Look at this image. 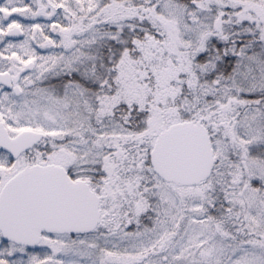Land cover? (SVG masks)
I'll return each mask as SVG.
<instances>
[{
  "label": "snow or ice",
  "instance_id": "snow-or-ice-1",
  "mask_svg": "<svg viewBox=\"0 0 264 264\" xmlns=\"http://www.w3.org/2000/svg\"><path fill=\"white\" fill-rule=\"evenodd\" d=\"M0 264H264V0L0 2Z\"/></svg>",
  "mask_w": 264,
  "mask_h": 264
},
{
  "label": "flooded vegetation",
  "instance_id": "flooded-vegetation-1",
  "mask_svg": "<svg viewBox=\"0 0 264 264\" xmlns=\"http://www.w3.org/2000/svg\"><path fill=\"white\" fill-rule=\"evenodd\" d=\"M0 2H3V0H0ZM42 53L46 52L47 50H40Z\"/></svg>",
  "mask_w": 264,
  "mask_h": 264
},
{
  "label": "rangeland",
  "instance_id": "rangeland-1",
  "mask_svg": "<svg viewBox=\"0 0 264 264\" xmlns=\"http://www.w3.org/2000/svg\"><path fill=\"white\" fill-rule=\"evenodd\" d=\"M42 51H43V49H42Z\"/></svg>",
  "mask_w": 264,
  "mask_h": 264
}]
</instances>
